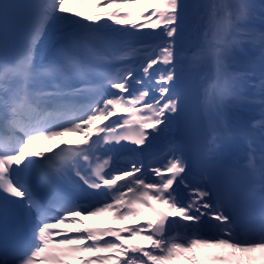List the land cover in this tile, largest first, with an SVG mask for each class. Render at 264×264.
Returning <instances> with one entry per match:
<instances>
[{
  "label": "snow or ice",
  "instance_id": "6c2138e0",
  "mask_svg": "<svg viewBox=\"0 0 264 264\" xmlns=\"http://www.w3.org/2000/svg\"><path fill=\"white\" fill-rule=\"evenodd\" d=\"M190 8L199 45L184 52ZM11 25L23 28L25 42L0 62V264H264V119L233 126L229 111L245 83L259 88L264 104V0H0L5 40ZM133 36L152 42L96 47ZM45 40L62 42L60 63H36ZM246 45L259 46L258 85L255 67H237L239 57L251 60ZM81 47L96 64L133 63L99 71L74 54ZM181 61L211 68L199 93L206 126L191 124L187 141H169L162 165H145L137 150L180 126ZM66 70L85 86L59 82ZM79 97L87 102L75 103ZM66 134L83 139L47 154L26 151ZM237 138L248 142L245 183L228 163ZM105 213L113 223H137L89 228L81 219Z\"/></svg>",
  "mask_w": 264,
  "mask_h": 264
},
{
  "label": "bare ground",
  "instance_id": "6f19581e",
  "mask_svg": "<svg viewBox=\"0 0 264 264\" xmlns=\"http://www.w3.org/2000/svg\"><path fill=\"white\" fill-rule=\"evenodd\" d=\"M184 3L189 5H194L197 3H202L204 0H183ZM70 6V5H69ZM200 11H203L202 9ZM198 15V12L195 9L190 8L189 9V15L188 20L186 22V29L185 34L182 41V50L184 52H191L199 45V40L197 38V35L193 33V28L196 24V17ZM145 32L149 30H144ZM117 42V49L123 50L125 48H131V47H141L143 45L151 43V38L148 36H133V37H121L114 42ZM53 40H45L41 42V51L42 53L47 51ZM246 48L249 49V56L251 57V60L248 57H239L238 58V70L244 71L249 70L253 67L256 69V74L254 77H252L251 82L259 84L260 79V73H259V46L253 47L252 45H246ZM41 57V56H40ZM36 63L40 64V59L35 57ZM133 61H125V62H117L115 69L112 71L119 69L121 67H124L128 64H132ZM137 66H139L137 64ZM177 74L181 78V82L186 86V84H190L196 88L198 93H200V82L206 77L210 76L211 74V68L207 65H202L199 68H190L186 61H181L180 64L177 66ZM136 76L143 78V74L141 71L136 72ZM139 87V86H137ZM143 87H147L150 90L153 89L154 83L152 80H145ZM115 90H110L109 92H113ZM158 94L154 91L151 93L150 98L157 96ZM242 98L239 100H234L231 102V108H230V121L233 126L243 125L248 128H251V125L253 122L258 121L259 119H264V104H262L261 101V94L258 87H251L250 83H245L242 92H241ZM185 97V95H184ZM198 100H199V94H198ZM200 108V107H199ZM200 111V109H199ZM201 114V113H200ZM114 118V117H113ZM112 118V119H113ZM201 125L204 128L206 126V119L201 115ZM176 133V132H175ZM171 134H162L159 136H154L149 142L146 143L145 146L138 152L140 153V158H142L145 162V165L151 163L153 165H162L163 164V153L169 143L170 140H172ZM83 136L79 134H66L64 137L58 139L60 142H77L79 140H82ZM178 139H181L178 138ZM252 141L254 142V145L257 149H259L261 145V133L258 129L252 130ZM247 141L244 139L237 138L234 141H232L230 145V153L231 158L229 160V165L235 169L242 168V165L244 163L245 155L248 151L247 148ZM41 144H36L30 147H34L35 149H39ZM124 156H127L124 155ZM159 157V158H158ZM149 160H151L149 162ZM148 179H157L151 175L148 176ZM183 191V189H181ZM159 207V205H157ZM148 217H141V221L147 219ZM83 219V224L86 227L89 228H103V227H112V228H122V227H129L137 223V221H128V222H117L113 223L111 221V214L105 213L98 217H88ZM68 231H71V226H69ZM176 231H182V229L176 228ZM126 244L131 243H144L143 241L139 240H131L125 241ZM216 251V250H213ZM86 256H90L92 254L86 253ZM205 254L201 253V256L203 257ZM207 255H211V253H208Z\"/></svg>",
  "mask_w": 264,
  "mask_h": 264
},
{
  "label": "rangeland",
  "instance_id": "374dc122",
  "mask_svg": "<svg viewBox=\"0 0 264 264\" xmlns=\"http://www.w3.org/2000/svg\"><path fill=\"white\" fill-rule=\"evenodd\" d=\"M41 42H42V41H41ZM41 42H40V44L36 47V50H35V51L40 52ZM57 142H58V139H56V140H51V141H47V142H44V143H43V146H51V145H53V144H56Z\"/></svg>",
  "mask_w": 264,
  "mask_h": 264
}]
</instances>
